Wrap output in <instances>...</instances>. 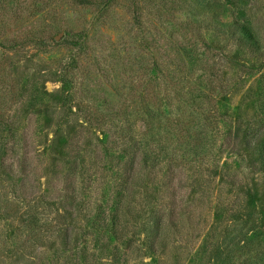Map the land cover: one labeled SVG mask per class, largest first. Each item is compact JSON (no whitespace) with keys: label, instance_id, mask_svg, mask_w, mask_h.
Here are the masks:
<instances>
[{"label":"rangeland","instance_id":"obj_1","mask_svg":"<svg viewBox=\"0 0 264 264\" xmlns=\"http://www.w3.org/2000/svg\"><path fill=\"white\" fill-rule=\"evenodd\" d=\"M95 1L85 7L76 0H7L19 19L10 15L0 33V113L21 128L19 139L30 146L35 174L29 182L38 192L49 186L50 197L62 202L61 189L70 183L76 159L77 178L91 182H80L88 204L79 212L73 234L78 238L69 249L18 222L12 230L2 216L0 264H247L254 255L264 258V186L257 193L252 188V195L240 191L249 170L226 142L229 131L264 126V0H239L251 8L259 52L220 37L214 27H201L172 0L164 8L163 0H116L101 13L102 0ZM80 35L85 51L66 42ZM210 71L220 80L213 91ZM69 91L75 93L72 113L60 111ZM155 106L161 108L162 134L174 141L197 145L204 130L216 140L208 156L194 161L189 155L190 162L170 173L167 184L161 179L155 184L148 174L136 195L137 213L127 217L123 233L100 231L97 205L115 195L110 190L124 150L115 143L114 124L126 116V126L142 137L152 124L148 109ZM210 116L213 123L205 121ZM260 133L264 139V130ZM198 168L205 177L194 185ZM162 210L169 221L166 238L154 251L145 233L148 213ZM227 233L237 235L230 257L215 250Z\"/></svg>","mask_w":264,"mask_h":264},{"label":"trees","instance_id":"obj_2","mask_svg":"<svg viewBox=\"0 0 264 264\" xmlns=\"http://www.w3.org/2000/svg\"><path fill=\"white\" fill-rule=\"evenodd\" d=\"M115 1L116 0L97 1V5L100 4V6H98L99 12L101 13L104 11L108 5L110 6L111 3ZM172 1L181 5L183 12L184 10L191 12L195 21L199 19V22L202 23L201 27L206 29L214 27L220 37H225V39L241 43L250 47V49L255 52L261 50L262 41L254 29L252 16L249 14L251 8L241 5L239 0ZM76 2L85 7L96 4L95 0H76ZM162 2L161 6L164 8L166 6V0ZM101 5H103V7ZM231 8H233V11ZM227 13H233L229 20H225ZM10 15L12 20L15 19L18 21V12H16L14 5L9 4L7 0H0V33L3 26L6 25L7 18ZM141 20L142 17L140 14L136 17V24L141 25ZM187 20L188 23L194 21L188 17ZM183 23L187 22L184 21ZM66 42L72 45V47L78 48L80 51H85L87 47L83 35L73 39L72 42H68V40ZM42 43L45 44L44 42ZM2 46L4 47V45ZM208 48L211 50L209 45ZM221 55L223 56V53H221ZM213 71H210L207 80L212 91L216 88L214 83L220 81L217 74ZM68 82L69 81H67V83ZM219 85L221 87L222 83L219 82ZM74 96L75 93L72 91L66 94L60 111L65 112L66 108H68L69 112L72 113ZM86 97H89V93L86 94ZM82 99L84 101L86 100L85 98ZM104 103L107 104V101L105 100ZM160 109L161 108L157 106H155L154 110L148 109V114L152 118V124H146L148 132H144L142 137L137 136L138 132L136 133V129L132 128V126H126L129 121L126 116L119 117L117 120L118 122L114 124L116 128L114 134L115 143L120 141L124 150L123 155H120L117 162L119 171L117 175H115V186L110 190V192L115 190V195H109L104 204L105 206L97 205L99 217L97 219L103 224L101 227L97 226L100 231L110 230L117 236L120 232L123 233V231H125L123 224L125 227V220H127V217L132 215L133 212L137 213L136 195L138 191L145 188L144 185L148 174L153 175L155 184L161 183V180L163 184H167L165 182L166 179L169 178L170 173L173 174L177 167L190 162L189 158H187L189 155L194 161L208 156L209 147L212 145L213 141L216 140L215 135H208L204 130L197 134L199 142L197 145H193L189 140L185 142H183L182 139L174 141L167 133L162 134L160 128L163 124V118ZM68 117L67 115L63 120L61 118L59 119L56 123L58 129L64 124V121H66ZM8 119L9 117L7 118L6 115L0 113V218L3 216L5 224L12 230L15 228V222L20 223L21 226L27 227L29 231L41 230L42 234L46 233L45 238L54 240L59 239L62 249L67 250L74 240V237H76V239L78 238V233H75V236H73V234L76 230L78 219L81 216L79 212L88 204L85 193H82L84 190L78 191L79 187H81L80 182L88 184V181L91 182L89 180L90 178L85 176L77 178L78 167L76 159L72 162L73 167L72 173L70 174V183L68 186L61 189V193L64 194L62 196V202L55 201V199L50 197L51 188L49 186L41 192H38L39 190H36V187L31 185L29 182L30 179H28L32 178V175L35 174L34 169H32L30 165L31 155L28 151L30 146L24 145L23 139H19V136H21V134L19 135L21 128L16 127V125L12 124ZM213 120L214 118L211 116L205 118L206 122L213 123ZM156 123L158 124L157 128L155 126ZM173 129L175 132L176 130L177 132L181 130L178 128ZM263 130L264 126L261 128L249 126L241 133L239 130L236 132L229 131L226 139L232 152L245 163L246 169L249 170V177L246 178L248 175L244 177L245 181H242L240 186L238 185L240 191L247 195L253 190L257 193L260 187H262V185L264 186V139H262L263 136L260 133V131ZM54 133L57 135L56 132ZM180 157H182L183 160L180 164H177ZM20 161H22V164H19ZM202 171L201 168H198L196 171L197 174H194V185L199 183L201 178L205 177V173L202 174ZM24 173H26V175H24ZM207 176L210 178V175L207 174ZM222 182H224L223 175ZM235 182L234 180L229 184L231 189L237 186ZM169 183L172 182L169 181ZM23 186L25 187V192H23ZM30 187H32V190L29 189ZM54 210L56 212H53ZM51 211L54 216L49 219L50 214L48 212ZM77 211L78 214H76ZM175 211L177 212L175 207L170 208L168 212L169 221L174 216ZM165 212L166 211L162 210L148 213V223L150 225L146 228L145 233L150 248L154 251L162 247L165 242L166 237L164 232L169 222L167 221L168 219H166ZM85 215L84 218L87 217H85ZM41 216L43 219H41ZM174 218H176V214ZM174 218L170 223L174 221ZM241 233L242 232H240V234ZM236 240L237 235L227 233L222 239V243L217 246L215 250L221 251L220 253H225L226 257H230V255H232V247L234 243H236ZM44 244L46 245L47 243ZM216 258L219 259L218 256ZM227 262L228 264H232L231 260ZM260 262H264V258H259L254 255L247 264H260Z\"/></svg>","mask_w":264,"mask_h":264}]
</instances>
